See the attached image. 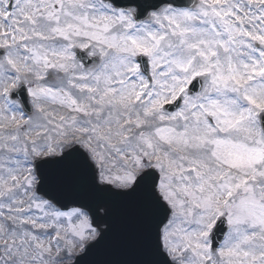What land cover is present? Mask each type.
<instances>
[{
  "label": "snow or ice",
  "instance_id": "obj_1",
  "mask_svg": "<svg viewBox=\"0 0 264 264\" xmlns=\"http://www.w3.org/2000/svg\"><path fill=\"white\" fill-rule=\"evenodd\" d=\"M0 264H264V0H0Z\"/></svg>",
  "mask_w": 264,
  "mask_h": 264
}]
</instances>
